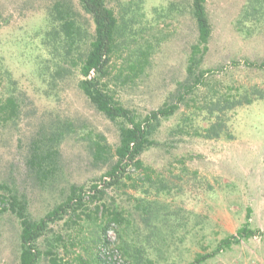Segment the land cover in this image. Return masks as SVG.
<instances>
[{"label": "rangeland", "instance_id": "1", "mask_svg": "<svg viewBox=\"0 0 264 264\" xmlns=\"http://www.w3.org/2000/svg\"><path fill=\"white\" fill-rule=\"evenodd\" d=\"M52 1L0 0V79L15 80L20 106L12 121L0 115V184L25 196L33 219L59 204L71 186L83 187L80 204L50 222L36 242L44 252L38 264H187L211 253L222 238H237L242 226L263 231L264 97L257 98V90L264 94V0H204L211 34L189 87L181 83L197 41L192 0H106L117 13L130 5L137 28L136 42L124 43L108 62L114 99L137 118L177 105L153 131L152 144L139 156L142 166H126L117 186L104 181L115 162L118 124L82 94L76 69L48 93L40 82L38 62L45 54L36 33ZM135 46L148 52L147 62L121 76ZM9 90L0 86V102ZM245 94L252 100L220 111L219 135L206 136L204 109L218 98L224 105ZM55 125L67 131L53 174L39 179L27 158L34 140ZM97 143L107 148L103 158L95 154ZM94 183L102 191L95 193ZM11 191L0 188L7 206ZM114 209L123 220L111 222L103 240L100 226ZM19 232L15 213L0 212V264H19ZM200 264H264V238L240 237Z\"/></svg>", "mask_w": 264, "mask_h": 264}, {"label": "trees", "instance_id": "2", "mask_svg": "<svg viewBox=\"0 0 264 264\" xmlns=\"http://www.w3.org/2000/svg\"><path fill=\"white\" fill-rule=\"evenodd\" d=\"M76 2L77 5L71 0H54L45 7L44 26L38 34L36 33L39 46L45 54L38 62L40 82L44 87V92L48 93L59 82L66 80L73 69H76L77 86L82 94L97 111L118 124L119 139L113 150L115 162L105 172L108 180L104 181L105 186H117L122 184V178L127 176L126 166L131 164L137 167L142 166L139 156L147 146L152 144L150 137L153 131L161 119L175 111L177 105L161 106L149 111L142 118H137L128 108L114 99L106 82L108 62L124 43L136 42L137 28H133L136 24L135 14H129L130 5L125 6L121 12L117 13L113 7L107 4L106 0H76ZM83 14H86L89 19H81ZM191 14L197 28V41L191 46L187 58L186 79L181 83L188 87L189 79L195 76L194 71L200 62L199 57L206 50L211 34L204 0H192ZM135 47L128 62L119 70L121 76L127 74L123 72L124 69L134 72L140 70L142 65L147 62L148 52L138 46ZM1 72H5L2 64H0V74ZM5 79L6 83L0 79V86L3 85L6 90L11 87L13 90L7 91L0 102V115H5L3 121H12L18 116L20 106L15 80L8 75ZM258 97H264V94L259 90H257ZM251 100V97L245 94L240 99L224 101V105H220L219 98L212 101L207 109H204V113H208L209 122L204 128L205 135L208 137L219 135L223 121L220 111L223 112L225 108L226 110L232 109L241 103H249ZM60 126L55 125L49 134L41 135L32 144L27 163L39 179L52 175L56 167L60 140L67 131ZM106 149L97 143L96 156L103 158ZM0 188L11 191L5 184H0ZM90 188L95 193L102 191L95 183ZM81 192H83L82 186H71L66 197L45 216L38 219H33L28 215L24 195L19 196L17 192L12 193L11 191L9 206H7L3 201L7 197L0 194V205H2L0 212L9 209L15 213L19 221V264H38L39 257L44 252L39 250L36 242L47 231L50 222L61 219L69 207L73 209L80 204ZM142 209L146 211V206H143ZM122 217L120 210L114 209L111 218L103 221L100 226L103 240L110 223H117L123 220ZM144 219L149 226L150 216L147 215ZM236 233L237 238L232 234L222 238L211 253L197 254L187 264L202 263L221 249L238 243L240 237L260 234L264 238V230L251 229L247 226L240 227ZM146 235L148 234L146 233ZM48 244L49 246L45 250L47 254L51 252L52 248L50 241ZM122 245L121 248L125 254L132 255L129 245L124 242Z\"/></svg>", "mask_w": 264, "mask_h": 264}]
</instances>
